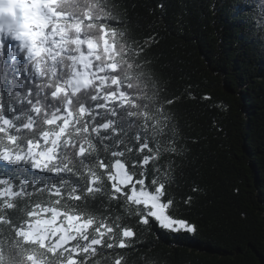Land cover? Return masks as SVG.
Instances as JSON below:
<instances>
[{
  "label": "snow or ice",
  "instance_id": "1",
  "mask_svg": "<svg viewBox=\"0 0 264 264\" xmlns=\"http://www.w3.org/2000/svg\"><path fill=\"white\" fill-rule=\"evenodd\" d=\"M80 7L82 14H70L64 0H0V164L15 173L0 168V226L14 233L7 252L0 247V264H91L98 247H147L120 223L125 216L147 230L155 222L195 231L173 215L177 201L166 181L174 165L160 163L163 153L181 150L165 107L173 99L161 98L144 46L123 30L117 0ZM125 117L139 129L136 144L121 126ZM128 153L138 157L130 166ZM29 188L47 202L35 204L28 219H13L7 210ZM114 264L126 258L117 252Z\"/></svg>",
  "mask_w": 264,
  "mask_h": 264
},
{
  "label": "trees",
  "instance_id": "2",
  "mask_svg": "<svg viewBox=\"0 0 264 264\" xmlns=\"http://www.w3.org/2000/svg\"><path fill=\"white\" fill-rule=\"evenodd\" d=\"M93 2L64 0V9L82 14L80 6ZM117 3L126 18L123 30L144 46L151 60L161 98L174 101L165 107L181 150L163 153L160 163L174 165L166 181L168 195L177 201L173 215L195 231L171 232L155 222L147 230L125 216L120 223L132 227L139 244L147 247H98L91 264H114L117 252L127 264H144L145 256L151 258L148 264H264V0ZM121 126L136 144L139 129L126 117ZM99 154L110 156L103 150ZM133 158L138 157L128 153L129 166ZM0 168L15 176L8 166ZM145 170L150 183L152 164ZM28 192L14 198L16 207L7 210L13 219H28L35 204L47 202L46 193ZM189 197L191 204H184ZM3 203L0 198V212ZM111 206L115 215V202ZM10 235L14 233L7 226H0V247L6 252Z\"/></svg>",
  "mask_w": 264,
  "mask_h": 264
},
{
  "label": "rangeland",
  "instance_id": "3",
  "mask_svg": "<svg viewBox=\"0 0 264 264\" xmlns=\"http://www.w3.org/2000/svg\"><path fill=\"white\" fill-rule=\"evenodd\" d=\"M165 230V229H164ZM167 231H169V230H167ZM181 232H183V231H181ZM194 233V232H193Z\"/></svg>",
  "mask_w": 264,
  "mask_h": 264
}]
</instances>
